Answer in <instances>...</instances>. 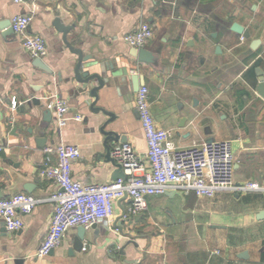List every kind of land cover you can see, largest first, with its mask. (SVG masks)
I'll use <instances>...</instances> for the list:
<instances>
[{
    "label": "crops",
    "instance_id": "obj_1",
    "mask_svg": "<svg viewBox=\"0 0 264 264\" xmlns=\"http://www.w3.org/2000/svg\"><path fill=\"white\" fill-rule=\"evenodd\" d=\"M19 15L32 18L28 35L44 39L42 60L52 75L33 66L35 59L12 30L11 20ZM57 19L74 27L68 40L91 58L93 71H105L109 85L96 103L102 111L91 110L95 99L88 94L72 96L80 87L72 79L78 56L64 44ZM234 23L249 30L250 38L233 32ZM142 24L155 33L145 48L157 57L153 66L139 64L124 40ZM254 41L260 43L253 48ZM258 70L264 73V0H0V200L18 194L44 199L58 191L41 177L47 160H58L47 147H77L72 176L87 185L115 181L106 146L112 152L129 144L145 157L148 143L136 109L140 88L129 81L138 76L149 88L156 126L171 132L176 148L231 141L236 183H264ZM58 102L69 108L62 127ZM49 109L53 121L42 131ZM111 115L115 122L105 131L125 142L107 141L102 128ZM39 138L46 139L45 147ZM147 204L146 212L125 218L131 202H118L110 220L85 228L82 249H76V227L46 258L36 254L51 226V203L22 216L18 231L0 220V264H264V194L200 198L168 192L148 197Z\"/></svg>",
    "mask_w": 264,
    "mask_h": 264
},
{
    "label": "built area",
    "instance_id": "obj_2",
    "mask_svg": "<svg viewBox=\"0 0 264 264\" xmlns=\"http://www.w3.org/2000/svg\"><path fill=\"white\" fill-rule=\"evenodd\" d=\"M22 4L25 0H13ZM32 18L15 16L11 27L21 36L25 50L34 59H43L47 46L40 36H30L27 31ZM155 33L149 24H142L127 34L125 42L134 49H145L154 39ZM13 101L12 108L16 109ZM68 106L64 102L56 105L60 127L66 124ZM136 109L141 119L148 143L145 157L136 153L129 144L112 151L114 160L123 168L126 180L108 184H83L72 176L74 161L80 153L72 145L47 147V154L55 153L57 162L47 160L41 177L53 181L59 188L49 198L38 199L28 194H18L0 200V220L11 232L23 227L21 217L33 213L43 203L53 205V218L48 234L37 251L38 258L48 257L63 243L66 233L76 227L90 228L110 220L118 202H131L125 218L147 211V198L168 192L184 195L195 194L200 198H213L219 192L232 194H264V183L235 181V160L231 141L194 144L190 148H176L170 141L171 132L156 126L151 112L149 88L142 85L136 97ZM78 119H81L78 117ZM2 148H0V154Z\"/></svg>",
    "mask_w": 264,
    "mask_h": 264
},
{
    "label": "water",
    "instance_id": "obj_3",
    "mask_svg": "<svg viewBox=\"0 0 264 264\" xmlns=\"http://www.w3.org/2000/svg\"><path fill=\"white\" fill-rule=\"evenodd\" d=\"M55 27L56 29L63 34V42L64 44L67 46V48L74 53L75 55L78 56V60H77V64L74 67V76H73V80L76 81L80 87L74 91L72 96L80 97V96H84L86 94L89 95L90 98L95 99V101L92 103L91 105V110L95 113L102 111L99 108H96V103L99 99V95L98 92L104 88L105 86L109 85V80L106 77L105 71L102 68V74H98L96 72L93 71V69L95 68V64L93 63H89V61L91 60V58L85 56L82 52V50L77 49L73 46V44L71 42H69L68 40V35L69 33L74 29L73 26H64L61 24V21L59 19H57L55 21ZM231 30L241 36H243L246 39L250 38V32L249 30H247L245 27H243L242 25L238 24V23H234L231 27ZM260 41H254L253 42V48L256 44H259ZM133 57L137 59V62L139 64H147V65H155L156 63V59L157 57L151 53L150 51H148L147 49H135V52L133 53ZM33 66L43 72H45L48 75H52L51 70L46 66V64L43 62L42 59H35V62L33 63ZM259 72V76H260V80L259 83L257 85L256 88V93L259 97H261L264 100V73L261 70H258ZM125 75L128 77L129 76V72L126 71ZM131 80V82L134 83L135 85V89L137 88L136 83L138 84V88L141 87L142 85V79L138 76L137 78L133 77L131 79H129V81ZM96 82L98 85L95 86L94 88H92L91 90H89V87L91 86L92 83ZM144 83V80H143ZM36 104L37 101H34ZM56 109V108H55ZM56 111V110H55ZM53 111L52 110H47L44 113V123L45 126L41 127L42 131H45L52 123V116ZM115 122V117L113 115H111V120L109 121V123L105 124L102 128L103 133H105L107 135V141L110 139L114 142H117L121 139H119V135L116 134L115 132H106L105 128L108 126V124ZM38 143L41 145V147H45L46 145V139L45 138H39ZM122 142H125L124 139L121 140ZM209 143H212L213 140H209ZM108 153H107V158L110 159V162L112 163V165L115 167V173L113 176V179L115 181L118 180H126L127 176L124 173L123 168L114 160V158H112V152L110 149V146H106ZM259 218L263 219L264 218V212H262L259 215ZM93 228H95V225L93 226ZM86 233V229L84 227H80L79 229V241L76 243V249H82L83 248V240H84V236Z\"/></svg>",
    "mask_w": 264,
    "mask_h": 264
}]
</instances>
